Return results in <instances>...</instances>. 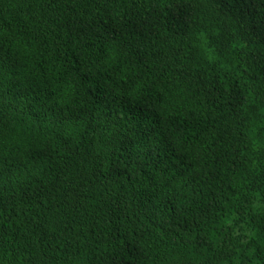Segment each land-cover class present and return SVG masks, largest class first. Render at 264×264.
Here are the masks:
<instances>
[{
    "label": "trees",
    "instance_id": "trees-1",
    "mask_svg": "<svg viewBox=\"0 0 264 264\" xmlns=\"http://www.w3.org/2000/svg\"><path fill=\"white\" fill-rule=\"evenodd\" d=\"M0 264H264V0H0Z\"/></svg>",
    "mask_w": 264,
    "mask_h": 264
}]
</instances>
